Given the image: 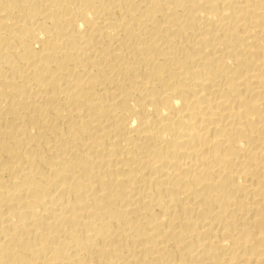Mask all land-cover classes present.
I'll list each match as a JSON object with an SVG mask.
<instances>
[{"label":"bare ground","instance_id":"bare-ground-1","mask_svg":"<svg viewBox=\"0 0 264 264\" xmlns=\"http://www.w3.org/2000/svg\"><path fill=\"white\" fill-rule=\"evenodd\" d=\"M0 264H264V0H0Z\"/></svg>","mask_w":264,"mask_h":264}]
</instances>
